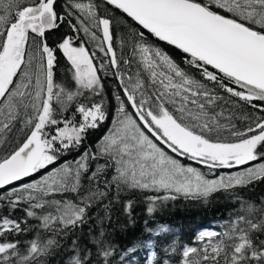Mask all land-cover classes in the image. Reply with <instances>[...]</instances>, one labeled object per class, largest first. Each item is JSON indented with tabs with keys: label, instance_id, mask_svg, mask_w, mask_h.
Here are the masks:
<instances>
[{
	"label": "snow or ice",
	"instance_id": "obj_1",
	"mask_svg": "<svg viewBox=\"0 0 264 264\" xmlns=\"http://www.w3.org/2000/svg\"><path fill=\"white\" fill-rule=\"evenodd\" d=\"M105 4L134 22L124 21L128 39L120 44L130 48L127 57L118 58L114 50L115 17L100 15L93 0H70L64 14L57 11V0H0V190L11 209L27 205L23 221L0 215V264H48L47 258L66 247L61 239L75 236L87 223L93 201L106 195L99 189L85 192L82 178L92 182L111 175L105 186L118 191L168 193L148 197L149 213L157 200L183 195L207 201L221 190L264 181V115L241 131L223 106L230 100L221 95L264 113V0ZM65 22L73 33L100 41L99 51L109 57L122 94L115 95L116 116L96 152L86 151L75 166L57 167L63 153L78 148L90 129L109 119L103 99H94L103 93L98 72L105 68L94 62L96 52L77 44L76 35H65L56 47L47 42ZM161 44L178 50L181 60ZM58 53L67 61L59 79ZM69 109L71 115H64ZM101 157L105 163L85 176L89 161ZM175 157L210 170L250 166L208 179ZM69 193L76 195L69 199ZM132 206L128 201L129 215ZM27 218L38 224L29 227ZM30 231L36 232L32 239H20ZM167 231L161 227L155 235ZM42 232L51 235L42 237ZM197 240L199 248L182 247L180 264H264V202L242 201L226 231H202ZM155 243L151 237L134 242L120 261L138 246ZM176 250L175 242L163 249L166 255ZM116 252L101 229L91 235V247L79 237L71 240L67 264H113ZM148 264L169 261L153 251Z\"/></svg>",
	"mask_w": 264,
	"mask_h": 264
},
{
	"label": "trees",
	"instance_id": "obj_2",
	"mask_svg": "<svg viewBox=\"0 0 264 264\" xmlns=\"http://www.w3.org/2000/svg\"><path fill=\"white\" fill-rule=\"evenodd\" d=\"M82 1L88 2V0ZM69 2L70 0H57V11L64 14L68 10L67 6ZM93 2L98 5V12L100 15L115 17L113 21L114 50L118 58L121 56L127 57L130 48L122 49L120 41L122 38L128 39V27L124 21H127L128 25L134 22H132L130 18H127L125 14L112 10L110 6L105 4V0H93ZM71 19L73 23H77L75 16ZM99 34L102 35L100 32ZM65 35L78 36L76 41L77 44L83 42L90 52L93 49L98 52L96 47L88 41V35L82 31L78 34L73 33L67 22L63 23L60 28L50 32L47 39L49 46L56 47L61 38ZM160 46L168 51L178 62L181 60L182 54L178 50L164 44ZM58 59L60 60V64L56 69V73L59 79L65 75L64 68L67 61L59 53ZM135 69L136 65L133 63L132 71H135ZM107 70L108 71L98 72V75L101 77V83L103 84V93L101 96L95 97L94 99L96 102H100V100L103 99L109 114V119L101 123L98 128L90 129L78 148H71L63 153L57 161V167L65 163L75 166V161L86 151L95 153L102 141V137L105 135L109 125H111V121L115 118L117 104L115 95L122 94V88L120 87L119 79L114 74L115 69L111 68L109 64V69ZM221 95H225L226 99L230 100L228 104L223 106L226 113L231 112L233 114L232 123L241 131H245L250 124H253V120L256 117L264 115V113L253 109L243 101H236L233 103L231 102L233 98H228L223 92H221ZM254 103L260 102L254 101ZM64 115L70 116L71 109H69L68 113H64ZM225 135H227V133H225ZM104 163L105 160L103 157L90 160V171L85 174V176H90L91 171H94L97 165ZM107 171L110 174H114L112 168H109ZM36 179H39V176H37ZM110 179L111 175L101 176L98 180L92 182H89L86 178H82V187L85 192H87L88 189L93 191L99 189L101 192H106V195L93 201L92 207L89 210V219L87 223L75 230V236L69 233L68 238L61 239V244L66 245V247L63 250H57V255L47 258L48 264H67L68 256L71 252V240L79 237L80 240L91 247V235L98 233L101 229L105 231L106 235H108L117 249L113 264H148V260L153 251L157 253L158 258L168 260L169 264H180L183 246L201 247L202 242L197 240L200 232L216 231L223 233L227 230L229 223L235 219L236 213L240 211V203L242 201L255 203L258 206L264 202V181H256L243 188L230 191L221 190L213 193L207 201L203 198H185L183 195H177V198L174 200H157L154 205V212L149 213L148 207L150 201L148 197H163L168 195V193L163 191L154 192L125 188H121L118 191L115 185L110 187L105 186V181ZM75 195V193H69L67 198L70 199ZM3 196L4 190H0V215H6L9 216V218L20 221L26 219L24 208L27 207V205L22 203L17 209L13 210L8 206ZM237 197H239V199H237ZM128 201H132L133 205L131 215L126 211ZM27 220L29 222V227H34L38 224V221L32 218H27ZM161 227H166L168 231L160 232V235L156 236L155 233L159 231ZM148 229H151L152 232H149ZM35 235V231H30L29 233L23 234L20 239L29 240ZM50 235V232L41 233L42 237ZM149 237L156 242L153 246H138L136 252L129 253L124 261H120V255H122L127 248L132 247L134 242L138 240L147 241ZM173 242L176 244V252L166 255L163 249Z\"/></svg>",
	"mask_w": 264,
	"mask_h": 264
},
{
	"label": "rangeland",
	"instance_id": "obj_3",
	"mask_svg": "<svg viewBox=\"0 0 264 264\" xmlns=\"http://www.w3.org/2000/svg\"><path fill=\"white\" fill-rule=\"evenodd\" d=\"M81 2L87 3L86 1H81ZM97 36H98V37L102 36L101 34H99L98 30H97ZM87 39H88V41H90V43H92V45H94V46L96 47V49L98 50V52H99L101 55H104V53H102V52L99 51V47H100V41H99V40L93 41V40L90 39L89 35L87 36ZM91 52H96V54H97V58H96V60H95L94 62H95L97 65H99L102 61H101V59H100V56L98 55V52H97L95 49H93ZM102 57H103V56H102ZM104 65H105V64H104ZM101 71H103V70H101ZM111 127H112V123H111L110 127L107 129L106 134L108 133V131H109V129H110ZM106 134H105V135H106ZM169 154L175 156L174 154H172V153H170V152H169ZM175 158L179 159L178 157H175ZM179 160H180V162H181L182 164H184L185 166H191V167H193V168L198 169V170H199L202 174H204V175L206 176V178H208V179H218L219 176H221V175H224V176L231 175V174H233V173H236V172H239V171H243L246 167L250 166V165H246L245 167H243V168L240 169V170H236L235 168H234V169H231V170H223V169L219 170L220 168H217V169H214V170H210V169H208L205 165H203V167H197V166L191 165L189 162L184 163L181 159H179Z\"/></svg>",
	"mask_w": 264,
	"mask_h": 264
},
{
	"label": "flooded vegetation",
	"instance_id": "obj_4",
	"mask_svg": "<svg viewBox=\"0 0 264 264\" xmlns=\"http://www.w3.org/2000/svg\"><path fill=\"white\" fill-rule=\"evenodd\" d=\"M98 55L100 56V59H101V61L105 64V68H104V70L103 71H108L107 69H109V64H108V58L109 57H107V56H105V55H101L99 52H98ZM103 56V57H102ZM116 107H117V104H116ZM130 111H131V109H130ZM113 119H115V118H113ZM111 123H112V121H111ZM109 127H110V125H109ZM104 137V136H103ZM103 137H102V139H103ZM175 155V154H174ZM179 159H181L184 163H187V162H189L191 165H194V166H197V167H203V165L202 164H199V163H197V162H195V161H192V160H189V159H187L186 157H178ZM246 165H244V166H237V167H234L236 170H240V169H242L243 167H245ZM234 168H231V169H234ZM221 169H223V168H220L219 170H221ZM231 169H223V170H231Z\"/></svg>",
	"mask_w": 264,
	"mask_h": 264
},
{
	"label": "bare ground",
	"instance_id": "obj_5",
	"mask_svg": "<svg viewBox=\"0 0 264 264\" xmlns=\"http://www.w3.org/2000/svg\"><path fill=\"white\" fill-rule=\"evenodd\" d=\"M109 128V127H108ZM106 134V133H105ZM105 136V135H104Z\"/></svg>",
	"mask_w": 264,
	"mask_h": 264
}]
</instances>
